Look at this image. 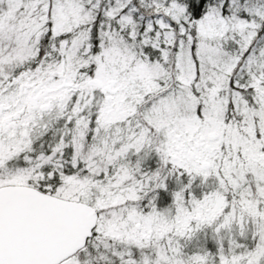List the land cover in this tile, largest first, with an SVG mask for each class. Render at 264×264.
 Masks as SVG:
<instances>
[{
    "label": "snow or ice",
    "instance_id": "6c2138e0",
    "mask_svg": "<svg viewBox=\"0 0 264 264\" xmlns=\"http://www.w3.org/2000/svg\"><path fill=\"white\" fill-rule=\"evenodd\" d=\"M0 264H264V0H0Z\"/></svg>",
    "mask_w": 264,
    "mask_h": 264
}]
</instances>
